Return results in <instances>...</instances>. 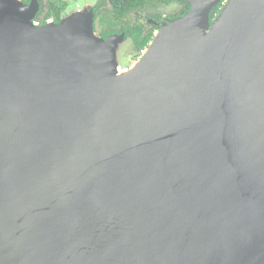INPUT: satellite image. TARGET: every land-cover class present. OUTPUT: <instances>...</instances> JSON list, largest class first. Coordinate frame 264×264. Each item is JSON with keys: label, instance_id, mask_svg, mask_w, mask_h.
Masks as SVG:
<instances>
[{"label": "water", "instance_id": "water-1", "mask_svg": "<svg viewBox=\"0 0 264 264\" xmlns=\"http://www.w3.org/2000/svg\"><path fill=\"white\" fill-rule=\"evenodd\" d=\"M182 1L123 79L0 0V264H264V0Z\"/></svg>", "mask_w": 264, "mask_h": 264}, {"label": "rangeland", "instance_id": "rangeland-1", "mask_svg": "<svg viewBox=\"0 0 264 264\" xmlns=\"http://www.w3.org/2000/svg\"><path fill=\"white\" fill-rule=\"evenodd\" d=\"M44 10L48 6L47 0H41ZM100 0H62L66 4V9L63 12L62 19H66L78 11L85 9H92ZM104 6L99 9L96 19L94 20V34L98 37L105 38L112 33H116V30H120L131 27L135 22V18L138 17L142 23H145V16L147 15H159L164 16H174L179 11V4L170 1L168 4H163L160 0H148L147 4L141 10L130 13L125 20L114 22L112 19V13L110 6L107 4V0H104ZM225 3V2H224ZM142 31H144L145 26L142 25ZM149 29H145L148 31ZM153 30V29H152ZM144 31V32H145ZM155 33L153 32V38ZM146 49V48H145ZM143 49L140 52L134 51L132 47V42L130 39L124 40L122 45L117 51V63L121 69H129L136 61L143 57L145 52Z\"/></svg>", "mask_w": 264, "mask_h": 264}, {"label": "trees", "instance_id": "trees-1", "mask_svg": "<svg viewBox=\"0 0 264 264\" xmlns=\"http://www.w3.org/2000/svg\"><path fill=\"white\" fill-rule=\"evenodd\" d=\"M23 2H28L29 0H21ZM162 3H168L171 0H160ZM179 4V13L176 17L182 16L185 14L188 9L189 5L182 1V0H172ZM48 6L44 10V8L40 7L39 11L33 20L34 23H37L39 26L44 25L47 23L48 20H52L53 23L58 24L61 19V13L65 11L66 4L62 2V0H47ZM103 0L100 2L103 4ZM148 0H107V4L110 6L111 13H112V20L116 23L118 21L125 20L127 16L135 12L137 10L143 9V7L147 4ZM225 0H221L220 3L216 8H214L210 13V23L217 17L219 14ZM40 6V3H39ZM98 8L93 9L94 13V20L96 19V15L98 14ZM151 18H154L150 16ZM171 19L175 17H170ZM116 33L112 34H120L124 33L125 38L128 40L130 39L132 42V47L134 51L137 53L142 51L143 49L147 48L149 43L153 39V30L149 29L147 32H143L141 27L131 26L125 29L116 30ZM110 34V35H112ZM109 36V35H108ZM106 38V37H105Z\"/></svg>", "mask_w": 264, "mask_h": 264}, {"label": "flooded vegetation", "instance_id": "flooded-vegetation-1", "mask_svg": "<svg viewBox=\"0 0 264 264\" xmlns=\"http://www.w3.org/2000/svg\"><path fill=\"white\" fill-rule=\"evenodd\" d=\"M102 0H100L96 5H94L93 7H92V9H94V8H98V10L102 7V6H104V3H105V1L103 2V4H101L100 2H101ZM23 2V1H22ZM24 4H28L29 3V1L28 2H23ZM39 3H40V7H42L43 8V5H42V1L41 0H39ZM169 3V2H168ZM168 3H163V4H168ZM179 11H180V9H179ZM179 11H178V13H179ZM177 13V14H178ZM177 14L176 15H174V16H164V17H160L159 15H157V14H155V15H147V16H145V23H142V21L141 20H139L138 19V17H136L135 18V22L132 24V27L133 26H136V27H141L142 25H144L145 26V29H153V32L155 33L156 31H158L159 30V26L161 25V24H163V23H165L166 21H168L169 19H171L170 17H176L177 16ZM150 16H152V17H154V18H151ZM62 17H63V12L61 13V19H62ZM53 22V21H52ZM142 30H143V28H141ZM145 29H144V31H145ZM143 31V32H144ZM145 32H147V31H145Z\"/></svg>", "mask_w": 264, "mask_h": 264}, {"label": "bare ground", "instance_id": "bare-ground-1", "mask_svg": "<svg viewBox=\"0 0 264 264\" xmlns=\"http://www.w3.org/2000/svg\"><path fill=\"white\" fill-rule=\"evenodd\" d=\"M157 39L156 41H158L160 39V34L159 33H156L155 34ZM155 41V42H156ZM144 63V61H141L139 63H134L129 69L125 70V69H121V68H118L116 71H117V78H123V79H127L129 77H131L134 72Z\"/></svg>", "mask_w": 264, "mask_h": 264}, {"label": "built area", "instance_id": "built-area-1", "mask_svg": "<svg viewBox=\"0 0 264 264\" xmlns=\"http://www.w3.org/2000/svg\"><path fill=\"white\" fill-rule=\"evenodd\" d=\"M37 24V23H36ZM38 25V24H37Z\"/></svg>", "mask_w": 264, "mask_h": 264}]
</instances>
